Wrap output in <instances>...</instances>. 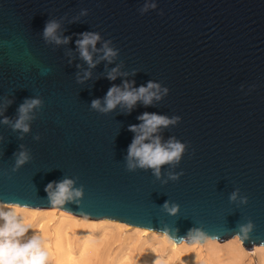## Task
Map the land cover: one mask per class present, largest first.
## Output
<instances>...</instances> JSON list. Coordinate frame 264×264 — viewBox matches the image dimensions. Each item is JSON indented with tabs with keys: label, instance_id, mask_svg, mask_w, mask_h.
Wrapping results in <instances>:
<instances>
[{
	"label": "water",
	"instance_id": "1",
	"mask_svg": "<svg viewBox=\"0 0 264 264\" xmlns=\"http://www.w3.org/2000/svg\"><path fill=\"white\" fill-rule=\"evenodd\" d=\"M145 2L0 0V121L15 122L26 99L44 101L29 133L0 123V202L167 228L176 242L189 243L227 241L251 221L253 232L240 240L249 250L264 245V0H148L157 7L142 15ZM51 20L60 24L58 35L71 37L68 44L45 41ZM84 32L100 34L98 50L111 40L119 56L108 63L90 48L99 61L90 68L76 47ZM117 67L121 74L109 80ZM86 71L91 77L83 79ZM124 81L135 88L152 81L169 93L150 107L138 102L131 114L123 105L108 114L91 108ZM145 112L181 118L158 133L162 142L175 137L186 145L179 165L163 166L160 179L125 166L135 136L128 128ZM22 150L32 158L13 171ZM169 171L184 175L171 181ZM64 178L84 195L52 206L45 188ZM237 189L247 205L230 201ZM166 201L180 206L177 216L162 209ZM194 228L205 235L188 239Z\"/></svg>",
	"mask_w": 264,
	"mask_h": 264
},
{
	"label": "clouds",
	"instance_id": "2",
	"mask_svg": "<svg viewBox=\"0 0 264 264\" xmlns=\"http://www.w3.org/2000/svg\"><path fill=\"white\" fill-rule=\"evenodd\" d=\"M156 7L155 3H149L146 0L140 12L143 15L150 8L155 9ZM81 14L87 15V10H82ZM59 28L60 24L57 21H48L43 31L45 41L55 43L56 45L68 44L71 41V37H61L58 35ZM79 35L81 38L76 41V47L81 59L87 62L90 68H95L96 63L99 62H93L92 52H102L101 59L108 61V63H112L119 56V50L110 46L112 44L111 40L105 41L101 49H97V43L101 41L99 33L84 32ZM90 48L92 52L89 51ZM47 71H50V69L45 70L42 74H46ZM118 74H121L119 67L113 68L108 73L107 78L114 81ZM122 75H127V73H123ZM90 77L91 72L86 71L83 79ZM78 82H83L79 76ZM134 83L133 81L132 84ZM161 92L163 95H161ZM168 93V88L164 87L162 89L159 83L152 81H149L146 86L142 85L139 88H135L127 81H124L123 88L116 85L109 88L104 97L103 106L100 99H95L91 102V108L99 113L108 114L115 110L118 105H123L127 110L126 114H131L138 102H142L145 107H150L153 106V101L162 100L163 96H167ZM11 104V100H6L4 108L6 109ZM43 107L44 101L38 97L26 99L18 108V116L15 122L5 117L0 123L10 125L14 132L19 131L27 134L31 131L29 121L36 119L31 114L34 110L42 109ZM137 119L141 123L139 125H130L128 128L130 132L135 133V136L128 147L125 157L126 169L129 172H135L138 168L144 170L151 169L153 175L157 179H160L163 166L171 165L175 168L179 165L181 157L185 153L186 145L175 137L162 142L158 133L162 128L178 124L181 118L179 116L169 118L164 115L145 112L138 116ZM20 139H23V135H21ZM34 139L39 141L41 137L37 135ZM21 148L23 149V145H21ZM14 156L13 171L19 170L32 158L28 150L15 153ZM167 175L169 180L179 181L184 173L169 171ZM74 184L75 181L69 178L49 183L45 191L48 194L50 204L59 207L69 201L79 202V199L84 195V187L81 185L79 188H74ZM229 199L231 202L239 200L241 204H248L247 197H242L239 189L231 193ZM22 208H27V206ZM162 209L170 216L175 217L180 211V206L166 201ZM43 227L44 225L41 224V232L43 231ZM254 227L255 225L251 221L247 224H238V234L236 236L246 240L253 232ZM163 232L167 234L169 229L165 228ZM204 235L203 230L194 228L189 231L188 239H199ZM47 248L48 245L45 238L34 231V225L27 217L18 216L16 212L11 210L0 209V264H50V255Z\"/></svg>",
	"mask_w": 264,
	"mask_h": 264
},
{
	"label": "bare ground",
	"instance_id": "3",
	"mask_svg": "<svg viewBox=\"0 0 264 264\" xmlns=\"http://www.w3.org/2000/svg\"><path fill=\"white\" fill-rule=\"evenodd\" d=\"M22 207L24 206L0 202V209L11 210L16 212L18 216H27L35 220L38 223V231H40V225L46 221L47 225L43 229V237L49 236L50 238L49 241H46L49 255L50 257L56 255L64 264H94L95 259L102 257V250L107 246L110 237L106 234L104 237L102 235V239L95 240L90 236V231L93 229H102L111 233L117 231L124 238L126 236V240L129 237V240H131L129 244H141L137 250L143 264H157V262L158 264H172L164 262L160 257L158 247L162 244L166 245V248L168 246L172 253L179 258V264H189L190 260L200 261V264H239L245 258H248L251 253L246 251L249 249L245 248L242 240L237 236L234 239L231 238L233 240H227L228 242L226 241L225 244H220L219 240L210 237L206 238L204 242L200 240L192 243L186 241L176 242L163 231L138 226L131 227L130 224L118 220H91L58 208ZM51 222L54 224L53 228L49 225ZM76 234L80 238L77 242L75 239ZM129 234L131 236H128ZM110 243L112 244L109 241ZM255 247L254 252L260 256V264H264V247L258 245ZM136 257L138 258V256ZM134 258L135 255H124L125 263H122L133 264Z\"/></svg>",
	"mask_w": 264,
	"mask_h": 264
},
{
	"label": "rangeland",
	"instance_id": "4",
	"mask_svg": "<svg viewBox=\"0 0 264 264\" xmlns=\"http://www.w3.org/2000/svg\"><path fill=\"white\" fill-rule=\"evenodd\" d=\"M27 218L33 223L34 231H36L37 233H39V234H41L43 236V231L44 230L42 232H41V230L38 231V223L35 220L30 219V217H27ZM43 225L45 227L47 225V222L45 221L43 223ZM49 225H50V227H52L54 224L51 222V223H49ZM44 227H43V229H44ZM131 227H132V225H131ZM51 232H52V230H51ZM90 232L92 233V234L90 233V236L92 238H94L95 240H100L107 234L108 237H110V239H111V240L109 239V241L112 242V244L111 243L109 244V241H108L107 246H105L103 248V250H102V257L98 258V259H95L94 260V264H107V263L108 264H123L122 262L125 263L124 255H129V256L130 255L131 256L135 255V258H134L135 262L133 261L132 263L136 264V261H138L137 264H143L141 262V260H140V257H139V254H138V250H137L140 247L141 244H139V243H136L135 245L134 244H129L130 243L129 241H131V240H129L128 236H131V234H129L127 236L128 240H126L125 239L126 236L124 238V236H121L120 233L117 232V231H113L111 233L110 231H103L102 229H93ZM102 235H103V237H102ZM119 235H120V237H119ZM44 238H45V241H49L50 240L49 236H46ZM78 238H79V235L76 234V236H75L76 242L80 239V238L79 239ZM233 239H231V240H233ZM227 242L226 241H224V242H220L219 241L220 244H225ZM108 245H110V246L108 247ZM260 247H264V246L260 245ZM260 247H258V248H260ZM255 248L253 250H246L245 249L246 251L251 252V253L249 254L248 258H245L243 260V262H240L239 264H260V256L254 252ZM111 250H112V253H111ZM158 250H160L159 254H160V257L163 259L164 262H170L172 264H179L180 263L179 262V258L174 253H172L171 249L168 246L166 248V245L162 244L161 246L158 247ZM136 256H138V258ZM120 258H121V261H120ZM135 259H137V260H135ZM126 262H127V260H126ZM50 264H64V263L61 260H59L58 257H56V255H55L53 257L52 256L50 257ZM186 264H188V263H186ZM189 264H200V261L190 260Z\"/></svg>",
	"mask_w": 264,
	"mask_h": 264
}]
</instances>
